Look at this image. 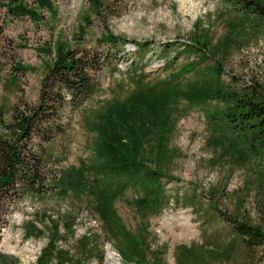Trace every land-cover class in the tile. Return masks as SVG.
<instances>
[{"label":"rangeland","instance_id":"1","mask_svg":"<svg viewBox=\"0 0 264 264\" xmlns=\"http://www.w3.org/2000/svg\"><path fill=\"white\" fill-rule=\"evenodd\" d=\"M227 1L129 0L124 15L107 19L104 26L108 32L129 40L126 48H134V41H148L152 48L169 43H205L208 50L201 68L209 70L206 75L208 89L215 91L252 84L264 90V25L245 18L243 14L238 15L226 4L229 3ZM53 2L54 11L45 15L42 24L34 26L27 19L8 20L4 35L0 36V111L2 108L4 112L0 114V120L9 118L8 111L14 105L37 101L57 48L69 45L85 22L83 16L88 8L87 0ZM104 26L94 21L91 27L93 35L91 31L88 33L91 42ZM13 42L24 47H13ZM91 45L95 47L94 42ZM199 57L193 55L191 61H198ZM155 60L145 71L150 80L164 76L163 62ZM17 61L28 71H15L13 66ZM127 61L117 63L125 70L129 66ZM215 63L222 65L221 76L215 73ZM114 67L111 59L96 75L100 92L86 102L84 109H95L114 98L126 99L132 92L134 86L129 77L112 76ZM13 75L18 77V81L12 79ZM190 78L193 76L187 79ZM164 96L165 101L161 100L165 102L164 106L158 103L156 108L142 109L137 105L136 108L145 113L137 111L133 116L123 112L124 108L119 104L100 127L104 128V134L105 129H115L122 119V112L132 122L133 118L142 117L157 121L160 126L151 132L152 148H146L148 143L142 147L146 156L153 160L151 165L147 164L150 167L161 166L167 190L165 196L156 199L161 204L158 210L161 213L146 221L150 261L154 262L153 254L159 253L162 264H178L179 247L200 248L203 245L208 249L202 250L210 257L213 253L215 258L230 254L235 260L233 264H264V259L253 260L240 247L221 237L225 224L214 213V208L219 207L223 212L254 224L263 220L264 148L252 146L238 134L212 129L208 116L201 109L185 114L182 105L189 99L185 87L171 89ZM160 113L166 116L163 120ZM141 135H135L139 141ZM86 140L80 114H76L67 137L54 143L57 155L56 160L50 161L49 169L53 178L78 192L79 198L54 201L27 199L19 203L1 234L0 255L7 256L9 264H37L54 240L57 251H67L73 257L80 254L82 242L91 239L98 253L81 264H106L102 252L105 243L112 244L122 256L104 222L93 211V199L83 193L93 184ZM162 142L167 150L160 154L158 146ZM130 198L117 199L110 205L126 228L136 234L142 223ZM86 212L89 220L96 224L89 225L84 221ZM123 262L127 264L124 259ZM52 264H57V261ZM222 264L232 263L223 261Z\"/></svg>","mask_w":264,"mask_h":264},{"label":"trees","instance_id":"2","mask_svg":"<svg viewBox=\"0 0 264 264\" xmlns=\"http://www.w3.org/2000/svg\"><path fill=\"white\" fill-rule=\"evenodd\" d=\"M128 2L87 0L84 26H80L69 45L63 44L57 48L37 101H23L14 105L8 111L9 118L0 120V242L2 231L8 224L7 219L19 203L27 199L54 201L79 198L78 192L53 178L49 169L50 161L56 160L57 155L54 143L67 137L76 114H80L82 129L87 134L85 149L90 153L87 162L93 179L92 186L83 193L93 199V211L104 222L110 238L117 243L127 264H162L159 253L153 254L154 262L150 261L145 227L152 215L161 213L158 211L161 204L156 199L165 196L167 190L164 182L166 176L160 170L161 166L150 167L148 164L151 165L153 160L142 149L145 143H148L147 149L152 148L151 132L157 131L160 126L157 121L142 117L137 120L133 118L132 122L123 112L133 116L137 111L144 112L138 110L137 105L142 109L156 108L158 103L164 106L165 102L161 100L165 101L167 91L185 87L189 93L188 102L182 105L185 114L201 109L208 116L212 129L238 134L252 146L264 148V90L252 84L215 91L208 89L209 79L206 75L209 70L201 68L208 50L205 43H169L152 48L148 41H134V50L128 51L129 40L108 32L104 26L107 19L122 17ZM227 2L238 15L243 14L245 18L264 25V0ZM53 11V0H0V36L4 35L8 20L27 19L37 26L45 21V15ZM95 20L104 27L95 36L93 47L88 33ZM91 32L93 35V30ZM16 45L13 42V47ZM193 55L200 56L198 61H191ZM111 59L115 63L112 76L129 77L134 89L126 99L114 98L112 102L103 103L95 109H84L86 102L100 92L96 75ZM155 59L163 62L165 72L162 78L150 80V75L145 71ZM125 60H128L129 66L123 70L117 61ZM213 66L215 73L221 76L222 65L215 63ZM13 68L15 71H28L18 61ZM190 75L193 78L187 79ZM12 79L18 81L17 76L13 75ZM233 81L238 82L236 79ZM119 104L127 111L122 109V119L117 122L116 128L105 129L104 134V128L100 127ZM0 114H4L2 108ZM159 115L161 120L166 117L161 113ZM138 133H142L140 141L135 136ZM123 134L124 137L121 136ZM166 150L165 144L160 143V154L166 153ZM120 198H130L137 207L142 224L136 234L126 228L110 205ZM214 213L225 224L221 236L224 240L240 247L253 260L264 259V218L254 224L223 212L219 207L214 208ZM54 241L45 249L37 264H52L54 261L57 264H81L98 253L89 238L82 242L80 254L73 257L67 251H57ZM204 248L208 249L203 245L200 248L179 247L178 264H222L223 261L233 264L235 261L230 254L215 258L213 253L210 257L202 250ZM7 258L0 255V264H9ZM2 259L5 261L2 262Z\"/></svg>","mask_w":264,"mask_h":264},{"label":"built area","instance_id":"3","mask_svg":"<svg viewBox=\"0 0 264 264\" xmlns=\"http://www.w3.org/2000/svg\"><path fill=\"white\" fill-rule=\"evenodd\" d=\"M128 51L134 50V48L128 47ZM84 221L87 222L88 224L91 225L92 223L96 224V222H91L89 220V214L86 212L83 215ZM102 252L104 255L105 263L106 264H124L122 256L117 252V250L113 247L112 244L110 243H105L102 246Z\"/></svg>","mask_w":264,"mask_h":264}]
</instances>
